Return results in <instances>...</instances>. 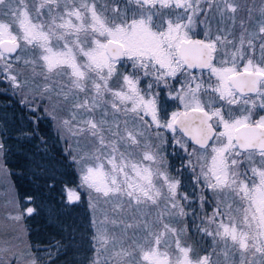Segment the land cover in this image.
I'll use <instances>...</instances> for the list:
<instances>
[{
	"label": "rangeland",
	"instance_id": "rangeland-1",
	"mask_svg": "<svg viewBox=\"0 0 264 264\" xmlns=\"http://www.w3.org/2000/svg\"><path fill=\"white\" fill-rule=\"evenodd\" d=\"M5 40L20 49L0 52V70L40 100L78 167L69 199H88L95 264H264V152L235 141L243 125L264 127V100L234 111L229 83L264 73V0H0ZM191 40L217 55L209 84L192 82L180 60ZM108 41L123 45V60L109 57ZM197 108L218 132L206 149L175 126ZM3 196L0 224L16 229L0 256L35 264L20 206L1 185ZM193 233L206 243L200 256Z\"/></svg>",
	"mask_w": 264,
	"mask_h": 264
},
{
	"label": "trees",
	"instance_id": "trees-1",
	"mask_svg": "<svg viewBox=\"0 0 264 264\" xmlns=\"http://www.w3.org/2000/svg\"><path fill=\"white\" fill-rule=\"evenodd\" d=\"M21 88L0 70V187L20 206L27 251L35 264H95L88 199L85 195L78 203L69 199L70 191L80 184L78 167L40 100L31 97L28 87ZM1 200L0 222L7 208ZM26 207L32 208L30 214H24ZM15 229V222H2L0 244L9 242ZM188 238L197 256L203 254L200 250L206 243L200 235ZM11 256L16 257L5 252L0 264Z\"/></svg>",
	"mask_w": 264,
	"mask_h": 264
},
{
	"label": "water",
	"instance_id": "water-1",
	"mask_svg": "<svg viewBox=\"0 0 264 264\" xmlns=\"http://www.w3.org/2000/svg\"><path fill=\"white\" fill-rule=\"evenodd\" d=\"M19 50V44L10 40L0 43V51L7 56H14ZM106 50L113 60H123L125 49L122 44L108 41ZM180 60L191 69L208 70L213 63V50L209 44L201 41H184L179 48ZM252 77L257 80L255 85L248 87L246 83ZM262 78L260 74L241 73L231 79L234 89L245 94H253L257 84ZM175 126L182 135L195 147L205 149L214 140L217 131L211 123L210 116L203 110L194 109L181 113ZM235 141L241 152L256 151L264 152V128L257 125H245L236 130Z\"/></svg>",
	"mask_w": 264,
	"mask_h": 264
},
{
	"label": "flooded vegetation",
	"instance_id": "flooded-vegetation-1",
	"mask_svg": "<svg viewBox=\"0 0 264 264\" xmlns=\"http://www.w3.org/2000/svg\"><path fill=\"white\" fill-rule=\"evenodd\" d=\"M216 59H217V55L215 54V52H214V62H213V65H214V63H215V61H216ZM212 65V66H213ZM211 66V67H212ZM211 69V68H210ZM209 69V70H210ZM209 70H202V69H191V68H189L188 67V71H189V73H190V79L192 80V82H199L198 84H200V83H205V84H209V81H210V79L211 78H205L204 77V75H209ZM243 72H252L253 74L254 73H259V74H262L263 76H262V78L259 80V82H258V84H257V90H256V92L254 93V94H245V93H242V92H239L238 90H236V89H234V91H235V93H236V95H237V98H238V101H239V103H237V104H234L233 103V108L232 109H234V111L236 110V111H238L239 112V110H245V111H247L248 109H245L246 108V105H244V104H247L249 101H262V100H264V73H260V72H258V71H246V70H244V71H240V72H238V73H236L235 75H238V74H241V73H243ZM212 75H214V74H212ZM235 75H232V76H230V78H229V83L231 84V79L233 78V76H235ZM195 76H197L198 77V81H196V80H194L196 77ZM199 76H201V77H199ZM213 78H215V79H212V81H215V80H217L216 79V77H213ZM190 80V81H191ZM256 78L255 77H252L251 79H250V81H248L247 83H246V85L248 86V87H251V86H253V85H255V82H256ZM190 81H189V83H190ZM205 84H200V85H205ZM231 86H232V84H231ZM206 93H204V95H203V93H202V95H203V97L205 98V100L204 101H206V98L208 97V95L211 93V91L207 88L206 89V91H205ZM219 107H220V109H222V108H224V106H223V104H220L219 105ZM197 109H199V108H197ZM257 108H255V110L254 111H252L253 113H254V115H255V117H256V113H258L257 115H259V114H261V112L263 111H259L261 108H258L257 110H256ZM202 110V109H201ZM204 110V109H203ZM223 110V109H222ZM205 111V110H204ZM207 112V111H206ZM208 113V112H207ZM209 114V113H208ZM253 116V115H252ZM263 116V114L260 116V117H262ZM259 117V118H260ZM253 118V117H252ZM260 121H257V122H255V123H252L251 125H258V126H261L260 124ZM247 125H249V124H247ZM262 127V126H261Z\"/></svg>",
	"mask_w": 264,
	"mask_h": 264
}]
</instances>
